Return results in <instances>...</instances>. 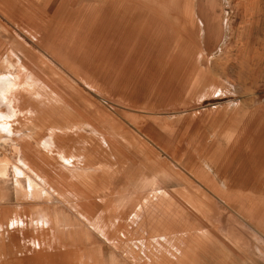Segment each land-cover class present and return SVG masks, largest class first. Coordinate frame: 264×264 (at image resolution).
<instances>
[{"label": "rangeland", "instance_id": "rangeland-1", "mask_svg": "<svg viewBox=\"0 0 264 264\" xmlns=\"http://www.w3.org/2000/svg\"><path fill=\"white\" fill-rule=\"evenodd\" d=\"M18 1L0 0V74L37 62L60 100L0 126V264H67L60 245L75 264H264V0Z\"/></svg>", "mask_w": 264, "mask_h": 264}, {"label": "bare ground", "instance_id": "bare-ground-1", "mask_svg": "<svg viewBox=\"0 0 264 264\" xmlns=\"http://www.w3.org/2000/svg\"><path fill=\"white\" fill-rule=\"evenodd\" d=\"M13 1V0H12ZM15 1V0H14ZM16 1H18V0H16ZM20 1H22V3H23V0H20ZM49 1H51V0H47L46 1V5L49 3ZM177 1V0H176ZM178 1H180V3L182 2L181 0H178ZM178 1H177V3H178ZM6 2V1H5ZM19 2V1H18ZM25 2V1H24ZM28 2V1H27ZM31 2V1H30ZM36 3V2H35ZM120 3V2H119ZM123 3V2H122ZM215 3V2H214ZM7 4V3H6ZM10 4V3H9ZM13 4H17V3H13ZM24 4V3H23ZM105 4V3H104ZM27 5H28V3H27ZM45 5V6H46ZM166 5V4H165ZM181 5V4H180ZM13 6V5H12ZM96 6V5H95ZM106 6V5H105ZM14 7V6H13ZM17 7V6H16ZM25 8H26V6H24ZM44 8V6L42 5L41 6V8ZM83 7V6H82ZM103 7V6H102ZM174 7V6H173ZM173 7H172V9H173ZM12 8V7H11ZM31 8V7H30ZM33 8V7H32ZM39 8V7H38ZM87 8V7H86ZM109 8V7H108ZM12 9H14V8H12ZM16 9V8H15ZM15 9L13 10V11H15ZM34 9V8H33ZM94 9V8H93ZM96 9V8H95ZM102 9V8H101ZM171 9V8H170ZM17 10V9H16ZM24 10H26V9H24ZM28 10V9H27ZM31 10V9H30ZM88 10H89V8H88ZM103 10V9H102ZM107 10V9H106ZM165 10H167V9H165ZM175 10H176V8H175ZM179 10V9H178ZM190 7L188 6H186V8H185V10H184V12H185V18L187 19V20H189V23L193 20V13H192V11L190 12ZM194 10V9H193ZM12 11V12H13ZM33 12L35 11V10H32ZM45 11H46V9H45ZM58 11V10H57ZM127 11V10H126ZM20 12H21V10H20ZM28 12V11H27ZM39 12V11H38ZM41 12V11H40ZM51 12V11H50ZM55 12V11H54ZM54 12H52V13H54ZM91 12V11H90ZM30 13V12H29ZM48 13V12H47ZM58 13V12H57ZM85 13V12H84ZM102 13V12H101ZM100 13V14H101ZM177 13V12H176ZM13 14V13H12ZM16 14V13H15ZM43 14V13H42ZM86 14H87V12H86ZM92 14V13H91ZM99 14V15H100ZM107 14V13H106ZM109 14V13H108ZM122 14V13H121ZM134 14V13H133ZM178 14V13H177ZM202 14V13H201ZM23 14H20V16H22ZM28 15V14H27ZM30 15V14H29ZM29 15H28V17H29ZM33 15V14H32ZM52 15V14H51ZM14 16V15H13ZM34 16H36V15H34ZM38 16H39V14H38ZM91 16V15H90ZM102 16H104L103 14H102ZM110 16V15H109ZM117 16V15H116ZM184 16V15H183ZM201 16V15H200ZM203 16V15H202ZM23 17V16H22ZM22 17H21V19H22ZM31 18H33V16H30ZM37 17V16H36ZM48 18H49V16H47ZM51 17V16H50ZM87 17H89V16H87ZM107 17V16H106ZM204 17V16H203ZM20 18V17H19ZM38 18V17H37ZM40 18V17H39ZM38 18V19H39ZM92 18V17H91ZM161 18V17H160ZM170 18V17H169ZM219 18V17H218ZM15 19V18H14ZM17 19V18H16ZM26 19V18H25ZM35 19V18H34ZM42 19V18H41ZM90 19V18H89ZM101 19V18H100ZM105 19V18H104ZM131 19V18H130ZM173 19V18H172ZM19 20V19H18ZM23 20H24V18H23ZM28 20V19H27ZM102 20V19H101ZM109 20V19H108ZM195 20V19H194ZM29 21V20H28ZM28 21H26V22H28ZM34 21V20H33ZM57 21V20H56ZM106 21V20H105ZM196 21V20H195ZM15 22H17V21H15ZM21 22H22V20H21ZM44 22H46L45 20H44ZM87 22V21H86ZM101 22V21H100ZM174 22H175V20H174ZM181 22V21H180ZM20 23V22H19ZM29 23H32V21L31 22H29ZM36 22H34L33 24H35ZM18 24V23H17ZM28 24V23H27ZM43 24L44 23H41V26H43ZM55 24V23H54ZM100 24V23H99ZM138 24V23H137ZM169 24V23H168ZM25 25V24H24ZM29 25V24H28ZM38 25V24H37ZM88 25V24H87ZM95 25V24H94ZM104 25V24H103ZM171 25H173V23L171 24ZM195 25V24H194ZM18 26V25H17ZM40 26V25H39ZM98 26H100V25H98ZM136 26V25H135ZM154 26V25H153ZM166 26V25H165ZM191 26H192V24H191ZM196 26V25H195ZM23 27V26H22ZM34 27H35V25H34ZM46 27V26H45ZM87 27V26H86ZM93 27V26H92ZM136 27H138V26H136ZM173 27V26H172ZM69 28V27H68ZM100 28V27H99ZM102 28V27H101ZM174 28V27H173ZM209 28V27H208ZM23 29V28H22ZM44 29H47V28H44ZM78 29V28H77ZM136 29V28H135ZM137 29H139V28H137ZM136 29V30H137ZM161 29V28H160ZM177 29H179V28H177ZM189 29V28H188ZM24 30V29H23ZM26 30V29H25ZM48 30V29H47ZM69 30H71V29H69ZM83 30V29H82ZM81 30V31H82ZM180 30V29H179ZM52 31V30H51ZM50 31V32H51ZM78 31V30H77ZM138 31V30H137ZM49 32V33H50ZM163 32V31H162ZM76 34V33H75ZM89 34H90V32H89ZM144 34V33H143ZM187 34V33H186ZM77 35V34H76ZM161 35V34H160ZM12 36H14V35H12ZM85 36V35H84ZM162 36V35H161ZM61 37V36H60ZM59 37V38H60ZM79 37V36H78ZM88 37V36H87ZM91 37V36H90ZM62 38H63V36H62ZM188 38V37H187ZM18 39V38H17ZM88 39V38H87ZM190 39V38H189ZM60 40V39H59ZM160 40V39H159ZM60 42V41H59ZM86 42V41H85ZM52 43H54V42H52ZM161 44V43H160ZM22 45V44H21ZM29 45V44H28ZM56 45V44H55ZM100 45V44H99ZM184 45V44H183ZM25 46V45H24ZM27 46V45H26ZM58 46V45H57ZM74 46V45H73ZM162 47H164V46H162ZM29 48V47H28ZM177 48V47H176ZM30 49V48H29ZM101 49V48H100ZM99 49V50H100ZM33 50V49H32ZM14 53V55H15V57H16V54H15V51L14 50H12ZM20 51H21V49H20ZM84 51H85V49H84ZM86 51H88V49L86 50ZM102 51V50H101ZM100 51V52H101ZM112 51V50H111ZM165 51V50H164ZM22 52V51H21ZM25 52H26V50H25ZM28 52V51H27ZM32 52V51H31ZM34 52V51H33ZM48 52V51H47ZM89 52V51H88ZM87 52V53H88ZM176 52V51H175ZM50 53V55H51V52H49ZM85 53V52H84ZM103 53V52H102ZM108 53H109V50H108ZM119 53V52H118ZM160 53V52H159ZM13 54H8V57H11V55H13ZM26 54V53H25ZM28 54V53H27ZM86 54V53H85ZM106 54V53H105ZM110 54H111V52H110ZM117 54V53H116ZM92 55V54H91ZM109 55V54H108ZM172 55H174V54H172ZM94 56V55H93ZM175 56V55H174ZM173 56V57H174ZM13 57V56H12ZM32 58H33V56H32ZM179 59V58H178ZM16 61H17V63H19L20 65H24L23 64V60L18 56L17 57V59H15ZM28 60V59H27ZM29 60H30V58H29ZM12 61V60H11ZM31 61V60H30ZM12 62H14V61H12ZM31 62H33V61H31ZM37 62H35L33 65H31V66H33V69H34V67H35V64H36ZM47 63H49L48 61H47ZM11 65H13V64H11ZM15 65V64H14ZM38 65V64H37ZM51 65V64H50ZM1 67V66H0ZM13 67V66H12ZM15 67H16V65H15ZM50 67V66H49ZM2 68V67H1ZM5 68H7V67H5ZM36 69H37V71H38V68L37 67H35ZM14 69V68H13ZM17 69V68H16ZM26 69V68H25ZM32 69V70H33ZM11 70V69H10ZM27 70V72H24L25 73V75H21L20 73L18 74V72L16 73V74H18V76H10V74H8V72H7V76H5V75H3V74H6V73H3V74H0V113L2 114V117H0V123H1V125L0 126H6V128H10L8 131H10V130H12L13 128H15V127H20V122H23V114H24V112H23V109L25 108V106H27V103H30V107L29 108H34V109H37V102H41V103H43V98H44V93L46 92V93H48V96H49V94L51 95V97L52 96H55V102L56 103H58V100H60V97L58 96V92L57 91H55L54 89H56V88H51V86H49L50 87V90H49V92H48V89L47 88H45V86L43 87V85H42V82L40 81V79L36 76V74H35V72H34V70L32 71L30 68L28 69H26ZM40 70H43V69H40ZM91 70V69H90ZM7 71V70H6ZM14 71V70H13ZM19 71V70H18ZM21 71V70H20ZM58 71V70H57ZM94 71V70H93ZM2 72V71H1ZM40 72V71H39ZM38 72V73H39ZM11 73H12V70H11ZM41 73V72H40ZM91 73H93L92 71H91ZM15 75V74H14ZM45 75V74H44ZM43 75V76H44ZM62 75V74H61ZM25 76V77H24ZM41 76V75H40ZM39 76V77H40ZM57 77V76H56ZM63 77V76H62ZM85 77V76H84ZM40 78H42V77H40ZM45 78V77H44ZM85 78H87V77H85ZM47 79V78H46ZM53 79V78H52ZM45 81V80H44ZM44 81H43V83H44ZM46 81H49V80H46ZM90 82H91V80H89ZM92 82H93V79H92ZM45 83H47V82H45ZM58 83V82H57ZM195 84V83H194ZM50 85H52V84H50ZM43 88L46 90H44L43 91ZM109 90V89H108ZM174 92V91H173ZM25 93V94H24ZM45 93V97L47 96V94ZM26 94H27V96H26ZM54 98V97H53ZM76 98V97H75ZM49 99V98H48ZM48 99H46V100H48ZM50 100V99H49ZM48 100V101H49ZM53 102V101H52ZM51 103V102H50ZM43 106V105H42ZM36 107V108H35ZM48 107V106H47ZM46 107V108H47ZM53 107V106H52ZM44 109V108H43ZM29 110V109H28ZM31 110V109H30ZM38 111L39 110H41L40 108L39 109H37ZM33 111V110H32ZM36 111V110H35ZM44 111V110H43ZM22 112H23V114H22ZM40 112V111H39ZM52 112V110L50 109V113ZM27 112H26V109H25V114H26ZM32 113V112H31ZM42 113V112H41ZM24 114V115H25ZM39 114V113H38ZM26 115H28V113L26 114ZM34 115V114H33ZM53 115V114H52ZM23 118H22V117ZM31 116V115H30ZM38 116H40V115H38ZM54 116V115H53ZM17 117V119L15 120V118ZM29 117V116H28ZM41 118V117H40ZM40 120V119H39ZM51 120V119H50ZM30 122V121H29ZM36 122V121H35ZM24 123V122H23ZM27 125L29 124V123H26ZM37 124V123H36ZM48 124V123H47ZM46 124V125H47ZM45 125V124H44ZM26 126V125H25ZM37 126H39L40 127V125L39 124H37ZM2 127H0V129L1 130H4L5 131V133H6V128L4 129V128H2ZM28 127H30L29 125H28ZM42 127H44V126H42ZM41 127V128H42ZM43 129V128H42ZM28 130V129H27ZM30 130V129H29ZM31 130H33V128L31 127ZM30 130V131H31ZM46 129H44V131H45ZM52 130V129H51ZM57 130V129H56ZM41 131V130H40ZM43 131V130H42ZM59 131V130H58ZM57 131V132H58ZM3 132V131H2ZM12 132H14V131H12ZM12 132H11V134H12ZM16 132V131H15ZM39 132V131H38ZM48 133L46 134V136H45V140H43V141H47V139H51V137L53 136V135H51V131L50 130H48L47 131ZM8 133V132H7ZM17 133H18V131H17ZM40 133V132H39ZM44 132H41V134H43ZM50 133V134H49ZM54 133H56V131H53V134ZM10 134V133H9ZM20 134H22V133H20ZM19 134V135H20ZM7 135V134H6ZM24 135V134H23ZM43 136V135H42ZM41 136V137H42ZM10 137V136H9ZM12 138H13V136H12ZM44 138V137H43ZM15 139V138H14ZM16 140H17V138H16ZM20 140V139H19ZM51 140H49V142H50ZM55 141V140H54ZM48 142V141H47ZM54 143V142H53ZM52 143V144H53ZM48 144V143H47ZM55 145V144H54ZM81 207V206H80ZM75 208H77V206L75 207ZM79 209V208H78ZM81 209V208H80ZM82 211H83V207H82ZM34 212V211H33ZM24 214V213H23ZM13 216V215H12ZM11 216V217H12ZM14 218V217H13ZM21 218V217H20ZM19 219V218H18ZM22 220V221H21ZM19 219V220H15L14 219V225H17V226H22L23 224H24V229H25V227L26 226H28V224H30V225H32L31 223L33 222V219H32V222L30 223H28V222H26V220L27 219H25V218H22V219ZM46 221V220H45ZM1 222V221H0ZM39 223H41V222H39ZM98 224V223H97ZM100 224V223H99ZM26 225V226H25ZM41 227L44 229V230H49V234H50V237H53V239H54V237H56V236H58L59 235V231L58 230H56L55 231V229H50L51 227L49 226V224H46L45 222H42L41 223ZM48 226V227H47ZM95 227H96V225H95ZM20 228V227H19ZM16 229V228H15ZM97 229H98V225H97ZM28 230V229H27ZM40 230V229H39ZM28 231H31V230H28ZM37 231V230H36ZM20 232V231H19ZM12 233V232H11ZM21 233V232H20ZM19 233V236L22 238V240H24L25 238H27V236H29V234L30 233H27V232H24V234H23V232H22V234H20ZM41 235H42V237H43V239H39V240H37V244L39 245V247H41V246H43V244H47L49 247H52V246H57V244L56 245H53V244H51V243H47V240L46 239H44V235L42 234V231H41V233H40ZM13 235H14V233L13 234H11V236L13 237ZM18 235V234H17ZM10 236V235H9ZM18 236V237H19ZM14 237H15V235H14ZM17 237V236H16ZM45 237H47L46 235H45ZM172 237V236H171ZM21 238H20V240H21ZM19 239V238H18ZM11 241H13V239H10ZM19 240V241H20ZM28 240H31V239H28ZM52 240V239H51ZM57 239L55 238V240H54V242L56 241ZM16 241V240H15ZM31 241H33V240H31ZM53 241V240H52ZM21 242V241H20ZM34 242V241H33ZM57 242V241H56ZM55 242V243H56ZM23 243H25V242H23ZM28 243V242H27ZM43 243V244H42ZM58 243V242H57ZM29 244V243H28ZM32 244L33 243H31V246H32ZM42 244V245H41ZM50 244L52 245V246H50ZM60 244H62V243H60ZM59 243H58V245H60ZM22 246L24 245V244H21ZM35 245V244H34ZM63 245V244H62ZM29 247V246H28ZM45 247V246H44ZM60 247H61V245H60ZM59 247V255L60 254H66V256H69L70 257V261L71 262H68L67 264H75V260H73V258H74V256H73V258H72V255H73V253L71 254V253H67L66 252V250H65V248H64V246H62L63 248H64V250L63 249H61ZM24 248V247H23ZM26 249H27V247H25ZM36 248H37V246H36ZM69 248V247H68ZM19 249V248H18ZM30 249H32V248H30ZM30 249H29V251H27V253L29 252V254L31 253V251H32V253L34 252V250H35V248L34 249H32L31 251H30ZM42 249H44V248H42ZM25 250V249H24ZM72 250V249H71ZM76 250V249H75ZM11 251H12V253H13V251L14 250H12V247H11ZM17 252H18V256H19V254H20V250L18 251V250H16ZM15 251V252H16ZM37 251H38V249H37ZM74 251V250H73ZM24 252V251H23ZM38 252H40V251H38ZM37 252V253H38ZM44 252H46V251H44ZM34 254H36V253H34ZM40 254V253H39ZM45 254V253H44ZM14 255V254H13ZM22 255V254H21ZM32 255V254H31ZM43 255V254H42ZM47 255V254H46ZM11 256V255H10ZM52 256V255H51ZM51 256H50V258H51ZM15 257V256H14ZM31 257V256H30ZM2 258V257H1ZM19 258V257H18ZM44 258V257H43ZM53 258V257H52ZM8 259V257L7 258H4V261L5 260H7ZM17 259V258H16ZM30 259V258H29ZM33 259V258H32ZM39 259V258H38ZM46 259V258H45ZM44 259V260H45ZM79 259H80V261L81 262H83V263H85L84 262V260H83V254L81 255V257H79ZM3 260V259H2ZM14 261H16L15 260V258H14ZM21 261V260H20ZM39 261V260H38ZM45 261H47V260H45ZM54 261V260H53ZM34 262V261H33ZM41 262V261H40ZM43 262V261H42ZM7 264H12V260L11 261H7L6 262ZM57 263V262H56ZM21 264H23V263H21ZM33 264V263H32ZM37 264V263H36Z\"/></svg>", "mask_w": 264, "mask_h": 264}, {"label": "crops", "instance_id": "crops-1", "mask_svg": "<svg viewBox=\"0 0 264 264\" xmlns=\"http://www.w3.org/2000/svg\"><path fill=\"white\" fill-rule=\"evenodd\" d=\"M174 178L175 177L173 176L170 180H167L166 181L167 184L168 183H175L176 181L174 180ZM128 207H132V206H126V208H128ZM131 219H134V218L132 217ZM137 225L138 224L136 223V226ZM193 248H194V246H193ZM191 253H192L191 259L190 260H186V263H190V264H204V262L200 259L201 256H200V254L197 253L196 249H192ZM201 253H204L203 256L205 258H207L208 261L212 262V264H235L234 263V255L231 254V253H228L226 250H223V249H220V248H216L214 250L213 249H208V250H205L204 252L202 251ZM126 264H130V263L127 262Z\"/></svg>", "mask_w": 264, "mask_h": 264}]
</instances>
